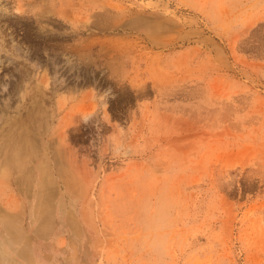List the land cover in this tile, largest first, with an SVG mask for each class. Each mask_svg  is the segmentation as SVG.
<instances>
[{
  "label": "rangeland",
  "instance_id": "obj_1",
  "mask_svg": "<svg viewBox=\"0 0 264 264\" xmlns=\"http://www.w3.org/2000/svg\"><path fill=\"white\" fill-rule=\"evenodd\" d=\"M22 263L264 264V0H0Z\"/></svg>",
  "mask_w": 264,
  "mask_h": 264
},
{
  "label": "bare ground",
  "instance_id": "obj_2",
  "mask_svg": "<svg viewBox=\"0 0 264 264\" xmlns=\"http://www.w3.org/2000/svg\"><path fill=\"white\" fill-rule=\"evenodd\" d=\"M42 108V107H41ZM33 114V113H32ZM20 129V128H19ZM24 130V129H23ZM19 132V131H18ZM27 133V132H26ZM20 136H22V132H21V135ZM27 136V135H26ZM28 138V137H27ZM53 138V137H52ZM18 139V138H17ZM13 141V140H12ZM11 141V143L10 144H12L13 142ZM10 142V141H9ZM23 148V147H22ZM11 149H12V151L10 152V153H12V154H10L9 155V158H8V160L11 158V160L16 156V158L18 159V158H20V157H18L19 156V154L21 153L20 151H18V146L15 144V145H12L11 146ZM20 150V149H19ZM23 151V150H22ZM20 152V153H19ZM16 153V155L13 157V155ZM24 153V152H23ZM9 154V153H8ZM5 157V156H4ZM6 159H7V157H5ZM15 158V159H16ZM16 163V162H15ZM21 165H22V162H21ZM53 169V168H52ZM18 170V169H17ZM21 171H22V169H20V173H21ZM19 173V172H18ZM20 177V176H19ZM16 178V177H15ZM11 182V181H10ZM16 182H18V181H16ZM68 182V181H67ZM10 219V218H9ZM9 221V220H8ZM13 221V220H12ZM6 223V222H5ZM11 223V222H10ZM14 223V222H13ZM8 224V223H7ZM9 225H11V224H9ZM9 227H11V226H9ZM17 231V230H16ZM13 232H14V230H13ZM19 234V233H18ZM17 235V234H16ZM9 241V240H8ZM26 241V240H25ZM23 264V263H22Z\"/></svg>",
  "mask_w": 264,
  "mask_h": 264
}]
</instances>
